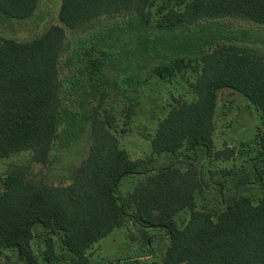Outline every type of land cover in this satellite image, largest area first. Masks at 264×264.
Here are the masks:
<instances>
[{"label": "trees", "instance_id": "trees-1", "mask_svg": "<svg viewBox=\"0 0 264 264\" xmlns=\"http://www.w3.org/2000/svg\"><path fill=\"white\" fill-rule=\"evenodd\" d=\"M38 1L0 0V19H28ZM153 1L61 0L59 24L41 36L26 42L0 36V160L29 152L35 164L45 165L57 142L66 147L84 133L76 130L77 115L63 109L60 62L67 32L107 16L144 20ZM176 2L179 10H167L157 23L160 29L222 19L264 26V0ZM184 61L171 58L172 64L157 67L156 73L174 76ZM198 64V77L190 84L195 99L171 105L150 139L148 160L130 159L94 109L85 128L87 157L72 169L69 182L35 183L23 167L2 178L0 257L6 255L0 264H40L39 258L42 264H91L92 246L127 222L143 233L146 246L149 231L162 232L168 241L162 260L151 264H264V189L227 197L221 191L217 210L197 207L208 186L197 167L209 160L203 157L224 162L236 154L228 147L214 150L217 97L224 89L240 94L260 113L252 161L257 162L254 179L263 187L264 57L219 45L201 53ZM126 177L138 182L123 196L119 185ZM183 211L189 215L180 226L176 217Z\"/></svg>", "mask_w": 264, "mask_h": 264}, {"label": "rangeland", "instance_id": "rangeland-1", "mask_svg": "<svg viewBox=\"0 0 264 264\" xmlns=\"http://www.w3.org/2000/svg\"><path fill=\"white\" fill-rule=\"evenodd\" d=\"M60 4L61 0H39L28 19H0V36L18 42L41 36L47 28L59 24ZM170 9L179 10L176 0H154L144 20L127 15L107 16L78 31L67 32V50L60 62L65 81L63 109L77 115L80 120L76 130L84 129V133L66 147L57 142L45 165L35 164L29 152L0 160V194L2 178L16 167L25 168L28 179L35 183L69 182L72 169L87 157L90 141L85 128L94 109L130 159L148 160L150 139L171 105L195 99L190 84L198 77L201 53L230 45L264 57V26L222 19L166 31L157 23ZM180 56L185 59L182 70L165 78L157 75V67L171 65V58ZM261 127L260 113L240 94L227 89L218 93L214 150L228 147L235 149L236 154L224 162L203 157L209 160L197 167L208 186L199 196L202 201L197 202L198 208L217 210L221 191L227 197L235 191L239 195H258L264 189V183L261 187L254 179L257 162L252 161ZM162 163L171 162L162 159ZM137 182L135 177L124 178L119 185L120 194L127 195ZM188 215L189 211L179 213L177 223L184 225ZM126 225L92 246L88 251L91 264H151L162 260L168 246L162 232L149 231L150 246H146L143 233L130 222ZM55 251L69 258L61 249ZM4 255L0 263L4 262ZM39 262L42 264L40 258Z\"/></svg>", "mask_w": 264, "mask_h": 264}]
</instances>
